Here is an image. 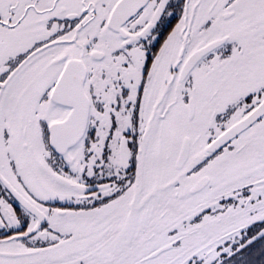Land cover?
<instances>
[{
	"label": "snow or ice",
	"instance_id": "1",
	"mask_svg": "<svg viewBox=\"0 0 264 264\" xmlns=\"http://www.w3.org/2000/svg\"><path fill=\"white\" fill-rule=\"evenodd\" d=\"M0 264H264V0H0Z\"/></svg>",
	"mask_w": 264,
	"mask_h": 264
}]
</instances>
